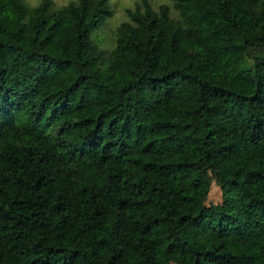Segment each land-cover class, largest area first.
<instances>
[{
	"label": "trees",
	"instance_id": "1",
	"mask_svg": "<svg viewBox=\"0 0 264 264\" xmlns=\"http://www.w3.org/2000/svg\"><path fill=\"white\" fill-rule=\"evenodd\" d=\"M112 1L0 0V264H264V0Z\"/></svg>",
	"mask_w": 264,
	"mask_h": 264
},
{
	"label": "rangeland",
	"instance_id": "2",
	"mask_svg": "<svg viewBox=\"0 0 264 264\" xmlns=\"http://www.w3.org/2000/svg\"><path fill=\"white\" fill-rule=\"evenodd\" d=\"M31 3H35L37 0H29ZM55 3L59 6L64 3H67L69 0H54ZM164 1V0H159ZM134 0H113V16L107 20L105 25L98 30L93 32V38L100 41L102 39L103 46L110 48L113 45V36L116 26L120 23V21L125 16V9L127 7L132 6ZM222 191L220 186L214 182L212 185V189L210 191L208 200L206 202L207 205L210 204H218L222 202Z\"/></svg>",
	"mask_w": 264,
	"mask_h": 264
}]
</instances>
